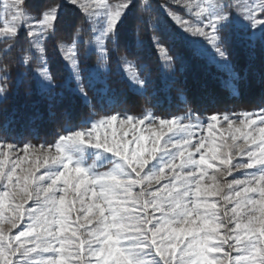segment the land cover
Segmentation results:
<instances>
[{
  "label": "snow or ice",
  "instance_id": "obj_1",
  "mask_svg": "<svg viewBox=\"0 0 264 264\" xmlns=\"http://www.w3.org/2000/svg\"><path fill=\"white\" fill-rule=\"evenodd\" d=\"M165 21L194 61L228 74L233 95L255 75L258 46L264 88V0H0V264H264V96L240 110L211 97L159 114L116 106L114 56L137 93L151 84L124 54L130 32L151 30L168 80L185 86L176 76L188 64L162 42ZM21 92L43 104L23 118L63 121L51 140L9 135L3 105ZM78 101L88 114L75 124ZM117 126L136 134L117 139Z\"/></svg>",
  "mask_w": 264,
  "mask_h": 264
},
{
  "label": "trees",
  "instance_id": "obj_2",
  "mask_svg": "<svg viewBox=\"0 0 264 264\" xmlns=\"http://www.w3.org/2000/svg\"><path fill=\"white\" fill-rule=\"evenodd\" d=\"M39 2L40 0H33V3ZM152 2L155 4L157 0H152ZM152 35L151 30H142L138 36L136 33L130 32L128 40L133 45L132 54L124 53L128 55L129 59L142 66V74L150 73L151 84L146 96L140 95L129 86L123 75L117 71L115 56L113 57L110 84L117 90L120 97V103L116 105L120 110L131 109L138 111L146 106L152 108L158 114L163 111L176 112L182 109L185 104L192 103L193 97L198 101L195 106L209 107V97H211L210 103L212 106L222 107L225 110L251 109L261 103L262 96H264V88L261 87L259 82L260 53L258 46L255 75L249 77L240 86L239 95H233L228 88V74L210 63L194 61L191 57L193 46L187 40L180 39L178 29L168 21H165L162 42H166L172 49L173 54H179L188 64V70L184 75L182 76L178 72L176 76L178 81H186L184 87L168 80L167 74L163 70L160 55L155 49L154 43L150 40ZM158 35L161 34L158 33ZM137 41H140V43L137 44ZM233 58L238 69H247L248 55L244 47L239 43L234 46ZM95 62L96 57L93 55L90 63L95 64ZM51 68L57 80L67 75L63 63L55 53L51 54ZM31 105H37L43 109V104L38 95L29 98L25 97L23 92L3 105L8 110L9 135L20 140H32L34 143L37 142L36 137L39 138L40 142L45 139L51 140L55 133L59 131L60 123L63 121L58 123L56 120L45 117L41 123H32L23 118L26 106ZM87 114V105L83 101H78L72 111L73 123L79 124L80 120ZM3 119L4 115L0 113V123H3Z\"/></svg>",
  "mask_w": 264,
  "mask_h": 264
},
{
  "label": "rangeland",
  "instance_id": "obj_3",
  "mask_svg": "<svg viewBox=\"0 0 264 264\" xmlns=\"http://www.w3.org/2000/svg\"><path fill=\"white\" fill-rule=\"evenodd\" d=\"M188 42L192 45V43H191L190 41H188ZM192 46H193V45H192ZM220 131L223 132V135H224L225 137L228 136V131H227V130L222 129V130H220ZM125 132H127V138H130L131 136H133V135L136 134V133H134L133 131H131V130H130L129 128H127V127H125V128H121V127L117 126V127H116V138L119 139L120 136H121V134H123V133H125ZM107 134H108L109 136H111V135H112L111 130H109ZM145 134H147V133L145 132ZM219 134H220V133L218 132L217 135H219ZM30 165H31V157H28V158H26V161L23 162V163L21 164V167H22L23 169H27L28 167H30ZM17 171H18V173H19V172H20V169H17Z\"/></svg>",
  "mask_w": 264,
  "mask_h": 264
}]
</instances>
